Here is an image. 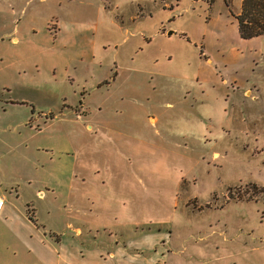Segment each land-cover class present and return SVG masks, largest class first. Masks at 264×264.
<instances>
[{
    "label": "rangeland",
    "instance_id": "rangeland-1",
    "mask_svg": "<svg viewBox=\"0 0 264 264\" xmlns=\"http://www.w3.org/2000/svg\"><path fill=\"white\" fill-rule=\"evenodd\" d=\"M242 1L0 0V197L73 237L70 138L99 125L170 154L149 195L169 264H264V37L240 38Z\"/></svg>",
    "mask_w": 264,
    "mask_h": 264
},
{
    "label": "crops",
    "instance_id": "crops-1",
    "mask_svg": "<svg viewBox=\"0 0 264 264\" xmlns=\"http://www.w3.org/2000/svg\"><path fill=\"white\" fill-rule=\"evenodd\" d=\"M78 129L80 141L70 138L75 156L63 197L64 228L74 236L43 238L30 221H38L36 210L25 214L28 201L18 207L16 198L0 197V229L18 246L11 247L7 237H0V253L17 256L21 251L33 264H169L171 239L162 232V224L153 229L149 195L154 180L169 179L161 170L168 167L170 154L145 138L99 125L83 123ZM178 159L177 166L190 172L192 161ZM181 176L182 172L175 173L171 179L176 190ZM162 187L160 182L157 190ZM36 194L45 198L41 190ZM77 221L80 227L73 225Z\"/></svg>",
    "mask_w": 264,
    "mask_h": 264
},
{
    "label": "trees",
    "instance_id": "trees-1",
    "mask_svg": "<svg viewBox=\"0 0 264 264\" xmlns=\"http://www.w3.org/2000/svg\"><path fill=\"white\" fill-rule=\"evenodd\" d=\"M235 20L242 40L264 37V0H243Z\"/></svg>",
    "mask_w": 264,
    "mask_h": 264
},
{
    "label": "water",
    "instance_id": "water-1",
    "mask_svg": "<svg viewBox=\"0 0 264 264\" xmlns=\"http://www.w3.org/2000/svg\"><path fill=\"white\" fill-rule=\"evenodd\" d=\"M171 33H169V35H170Z\"/></svg>",
    "mask_w": 264,
    "mask_h": 264
}]
</instances>
